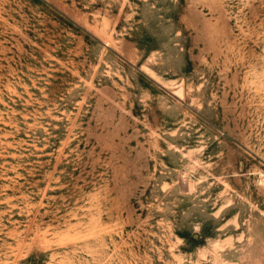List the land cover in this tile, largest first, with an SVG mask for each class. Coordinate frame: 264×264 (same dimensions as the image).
<instances>
[{"label": "rangeland", "instance_id": "374dc122", "mask_svg": "<svg viewBox=\"0 0 264 264\" xmlns=\"http://www.w3.org/2000/svg\"><path fill=\"white\" fill-rule=\"evenodd\" d=\"M0 264H264V0H0Z\"/></svg>", "mask_w": 264, "mask_h": 264}]
</instances>
